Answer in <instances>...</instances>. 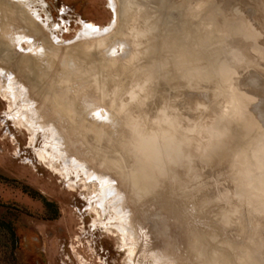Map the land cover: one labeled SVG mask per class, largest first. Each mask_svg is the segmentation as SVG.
Here are the masks:
<instances>
[{"label": "clouds", "instance_id": "1", "mask_svg": "<svg viewBox=\"0 0 264 264\" xmlns=\"http://www.w3.org/2000/svg\"><path fill=\"white\" fill-rule=\"evenodd\" d=\"M14 2L0 0V64L27 46L14 71L65 151L121 193L123 247L144 241L143 264H264V125L234 86L235 17L216 0H116L111 39L62 50L30 40ZM137 215L150 232L133 239Z\"/></svg>", "mask_w": 264, "mask_h": 264}, {"label": "rangeland", "instance_id": "2", "mask_svg": "<svg viewBox=\"0 0 264 264\" xmlns=\"http://www.w3.org/2000/svg\"><path fill=\"white\" fill-rule=\"evenodd\" d=\"M109 1L34 0L24 7L14 2L11 20L34 42L71 49L113 37L118 6L116 0L115 7ZM216 3L241 25L243 34L228 41L243 55V62L235 65L234 86L247 97L248 114L255 119L252 106L264 94L251 100V89L259 91L264 81V58L252 49H264V0ZM80 19L103 29L92 39L66 44L76 38ZM245 35L256 37L255 44ZM5 43L0 39V52ZM21 47L24 50L17 48L10 62L0 64V264H143L145 242L124 248L121 225L113 219L122 210L121 193L107 176L65 151L31 85L15 73L28 55L27 46ZM183 96L190 101L202 98L187 90ZM42 200L51 205L45 207ZM137 225L150 232L137 215L123 226L133 239ZM148 240L154 238L149 235Z\"/></svg>", "mask_w": 264, "mask_h": 264}, {"label": "bare ground", "instance_id": "3", "mask_svg": "<svg viewBox=\"0 0 264 264\" xmlns=\"http://www.w3.org/2000/svg\"><path fill=\"white\" fill-rule=\"evenodd\" d=\"M34 0H16L15 3L18 4V6H22L24 7L25 5H30L33 3ZM109 3L114 6V0H110ZM109 4V5H110ZM115 7V6H114ZM32 8V7H31ZM38 14V13H37ZM115 18V16H114ZM79 23H81V29L79 31L76 32V38L73 39L72 41L67 42L68 43H73L77 40H82V39H92L93 37H95V35H97V32L101 31V29L103 28H96L97 26H95L94 24H92L91 22H87V21H83L82 19L79 20ZM114 24V23H112ZM111 26V25H110ZM110 26L108 28H110ZM113 26V25H112ZM111 26V27H112ZM107 28V29H108ZM106 31V30H105ZM103 31V32H105ZM102 33V32H101ZM100 33V34H101ZM264 82V81H263ZM252 93L254 94V98L251 96L250 99L254 100L255 98L257 99L259 95H263L264 94V84H261L260 90L257 91L255 89H251Z\"/></svg>", "mask_w": 264, "mask_h": 264}, {"label": "water", "instance_id": "4", "mask_svg": "<svg viewBox=\"0 0 264 264\" xmlns=\"http://www.w3.org/2000/svg\"><path fill=\"white\" fill-rule=\"evenodd\" d=\"M264 84V82H259ZM259 101L256 102L253 106H252V111L255 115V119L261 124L264 125V96H261L259 99Z\"/></svg>", "mask_w": 264, "mask_h": 264}, {"label": "trees", "instance_id": "5", "mask_svg": "<svg viewBox=\"0 0 264 264\" xmlns=\"http://www.w3.org/2000/svg\"><path fill=\"white\" fill-rule=\"evenodd\" d=\"M42 202H43V205H44L45 207H48V206L51 205V203L48 202V201L42 200Z\"/></svg>", "mask_w": 264, "mask_h": 264}]
</instances>
